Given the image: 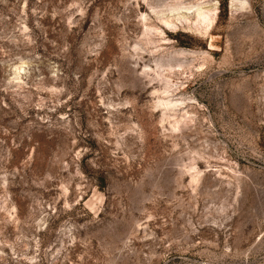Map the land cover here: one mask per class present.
Listing matches in <instances>:
<instances>
[{
	"label": "rangeland",
	"instance_id": "rangeland-1",
	"mask_svg": "<svg viewBox=\"0 0 264 264\" xmlns=\"http://www.w3.org/2000/svg\"><path fill=\"white\" fill-rule=\"evenodd\" d=\"M0 264H264V0H0Z\"/></svg>",
	"mask_w": 264,
	"mask_h": 264
},
{
	"label": "bare ground",
	"instance_id": "bare-ground-1",
	"mask_svg": "<svg viewBox=\"0 0 264 264\" xmlns=\"http://www.w3.org/2000/svg\"><path fill=\"white\" fill-rule=\"evenodd\" d=\"M176 5V4H175ZM179 5V4H178ZM180 7L179 6H176L175 7V10H178ZM191 11V10H190ZM190 11H188L187 13H180V12H177V13H175V20L173 21V20H171V18L173 17H171V18H169V17H162V19H163V21L165 22V24H168V25H172V26H177V24H178V22L177 21H180V22H183V21H186V22H188V24H189V22H192V20H191V18H190V16L188 15V13H190ZM175 12V11H174ZM185 12V11H184ZM170 14H171V12H170ZM194 14H195V20H194V22H195V25L196 26H198V27H200V28H202V29H205L206 31L208 30V29H210L212 26H213V24H214V21H215V15H216V12H214V10L212 9V8H204V7H201V6H199V7H197L196 8V10H195V12H194ZM151 29V28H150ZM149 30V29H148ZM146 32H148V31H146ZM148 34V33H147ZM147 34H145V35H147ZM149 35H150V33H149ZM148 37V36H147ZM146 38V37H145ZM150 39V38H149ZM170 62V61H169ZM164 63H165V61H164ZM164 63L163 62H161V63H157V69L155 70V72H156V76H157V79L159 78V79H161L162 81L161 82H163V80H165L166 81V85H165V88H164V90L162 91V94H169V92L171 91V85H170V83H171V80L170 79H168V75H167V73H164L165 71L164 70H167V72H176V71H173L174 70V65H172L171 63L170 64H166L167 65V68L165 67V65H164ZM165 67V68H164ZM148 68H150V67H148ZM164 68V69H163ZM176 70V69H175ZM151 71H152V69H151ZM145 73H147L146 71H145ZM151 73V72H150ZM146 75V74H145ZM152 77H154V76H152ZM170 78V77H169ZM170 80V81H169ZM164 84V83H163ZM155 92V91H154ZM157 92V91H156ZM158 94V93H157ZM159 94H161V93H159ZM158 94V95H159ZM162 96V95H161ZM167 96H169V95H167ZM167 98V97H166ZM166 98H164V97H159L158 98V105H160V106H164V108L165 109H170V110H172V109H174L173 108V105H174V103L170 100V99H172V98H170V99H166ZM175 107V106H174ZM173 111V110H172ZM171 112V111H170ZM164 115H166V114H164ZM194 177V176H193Z\"/></svg>",
	"mask_w": 264,
	"mask_h": 264
}]
</instances>
